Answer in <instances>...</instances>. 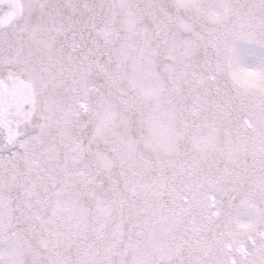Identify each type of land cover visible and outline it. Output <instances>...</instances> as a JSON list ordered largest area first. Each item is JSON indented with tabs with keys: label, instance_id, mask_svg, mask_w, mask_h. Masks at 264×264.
Masks as SVG:
<instances>
[{
	"label": "snow or ice",
	"instance_id": "snow-or-ice-1",
	"mask_svg": "<svg viewBox=\"0 0 264 264\" xmlns=\"http://www.w3.org/2000/svg\"><path fill=\"white\" fill-rule=\"evenodd\" d=\"M0 264H264V0H0Z\"/></svg>",
	"mask_w": 264,
	"mask_h": 264
}]
</instances>
